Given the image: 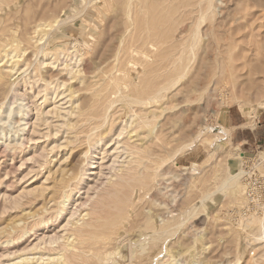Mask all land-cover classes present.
<instances>
[{
  "label": "rangeland",
  "instance_id": "rangeland-1",
  "mask_svg": "<svg viewBox=\"0 0 264 264\" xmlns=\"http://www.w3.org/2000/svg\"><path fill=\"white\" fill-rule=\"evenodd\" d=\"M222 1L218 12L200 20L198 12L206 0L201 5L200 0H0V70L6 73L0 82V111L14 99V89L27 111L22 141L16 147L0 143V264L24 252L39 255L33 245L44 246L40 237L66 233L68 210L48 227L36 223L55 217L58 185L67 177L74 188L69 209L84 202L75 217L82 218L84 229L90 230L88 237L99 231L109 236L98 242L97 247L106 248L100 254L114 251L116 246L120 249L105 261L103 256L96 259V252L90 254L93 249L89 251V246L75 254L70 251L67 254L73 264L234 262L239 252L236 240L246 242L250 229L242 225L240 216L251 213V206L258 208L248 206L245 171L263 175L264 146L244 157V149L231 143L222 127H226L229 107L239 106L251 116L264 96V0ZM195 19L202 21L199 27L204 35L192 49L189 33ZM46 23L51 26L43 29ZM73 43L79 55L72 58L76 62L71 74L62 54L54 58L58 55L41 51L57 52L59 45L70 51ZM178 54L182 62H176L180 66L173 76L179 77L185 67L184 76L155 106L145 105L150 108L148 115L153 111V117L149 116L155 118L151 119L153 125L158 126L152 134L144 132L146 128H134L135 122L126 127V122L137 119L132 111H142L132 95L142 92L152 78L162 79ZM90 99H97L100 108L112 103L114 122L101 124L103 116H80ZM69 108L75 112L64 115ZM95 109L92 112L98 113ZM13 117L18 120L20 116ZM2 127L9 128L6 123H0ZM116 140H120L119 149L125 142L147 147L139 164L131 161L133 173L128 167L125 172L111 168ZM90 145L88 156H94L96 167L89 168L86 172L91 173L79 181L80 170L90 165L84 160ZM119 154V159L125 156L124 151ZM96 155L105 158L102 161ZM127 155L125 159L135 157ZM194 162L196 169L192 168ZM239 169L244 172L238 180L217 189ZM126 172H135L132 180ZM120 174L127 176L125 180ZM261 194L256 198L264 204ZM30 212L36 213L34 220ZM155 224H161L158 230ZM130 241L136 245L133 255ZM248 250L242 264H264V256H258L256 263L251 258L258 255V249H251L254 254Z\"/></svg>",
  "mask_w": 264,
  "mask_h": 264
},
{
  "label": "bare ground",
  "instance_id": "bare-ground-1",
  "mask_svg": "<svg viewBox=\"0 0 264 264\" xmlns=\"http://www.w3.org/2000/svg\"><path fill=\"white\" fill-rule=\"evenodd\" d=\"M124 1V0H123ZM130 1V0H129ZM136 2V1H135ZM134 2V3H135ZM138 2V1H137ZM143 2V1H142ZM141 2V3H142ZM204 2V1H203ZM130 3V2H129ZM201 3H202V0H200V5H201ZM154 4V3H153ZM156 4H158V3H156ZM205 4V5H204ZM220 4H223V1L222 0H206V3H203L202 5V9L198 12L199 13V16H198V18L200 19V20H203L204 19V17L207 15V14H209V13H211L212 15H214L216 12H218V9H219V7H221V5ZM92 5V4H91ZM129 5V4H128ZM144 5V4H143ZM161 5V4H160ZM159 5V6H160ZM98 6V5H97ZM96 6V7H97ZM131 6V5H130ZM151 6V5H150ZM94 7V6H93ZM128 7V6H127ZM152 7V6H151ZM158 7V6H157ZM171 7V6H170ZM95 8V7H94ZM133 8V7H132ZM142 8V7H141ZM144 8V7H143ZM159 8V7H158ZM168 8V7H167ZM100 9H101V7H100ZM170 9V8H169ZM157 10V9H156ZM163 10H164V7H163ZM165 11V10H164ZM142 12V11H141ZM159 12H160V10H159ZM163 12V11H162ZM170 12V11H169ZM157 13V12H156ZM167 13V12H166ZM172 13V12H171ZM146 15V14H145ZM169 15V14H168ZM162 17H163V15H162ZM94 19V18H93ZM92 19V20H93ZM158 19V18H157ZM164 19H165V17H164ZM199 19H195L196 21H194V24H193V26L191 27V26H189V27H191L190 28V33H189V35H190V42H189V46L193 49L195 46H197V44H199V42H200V40H201V36H203L204 34L202 33L201 34V30L202 29H200V27H199V24H200V22H202V21H200L199 22ZM152 20V19H151ZM159 20V19H158ZM163 20V19H162ZM153 21V20H152ZM96 22V21H95ZM94 22V23H95ZM146 22V21H145ZM148 23H150V22H148ZM152 23H154V22H152ZM158 23H159V21H158ZM161 23V22H160ZM41 23H38V25H40ZM97 24V23H96ZM92 25V24H91ZM125 25V24H124ZM128 25V24H127ZM48 26H51V24L49 25V23H46V24H44V27H43V29H48V28H50V27H48ZM188 27V26H187ZM154 28V27H153ZM156 28V27H155ZM157 29V28H156ZM44 31H46V30H44ZM132 31V30H131ZM134 31V30H133ZM158 31V30H157ZM181 31H184V30H181ZM185 31H187V30H185ZM203 31V30H202ZM48 32V31H47ZM131 33V32H130ZM187 33V32H186ZM166 34H168V33H166ZM181 34V33H180ZM130 35V34H129ZM186 35H188V34H186ZM188 35V36H189ZM177 36V35H176ZM171 37V36H170ZM187 37V36H186ZM40 39L42 38V36H40L39 37ZM63 38V37H62ZM61 39V38H60ZM174 39V38H173ZM179 39V38H178ZM189 39V38H188ZM172 40V39H171ZM181 40V39H180ZM183 40H184V38H183ZM138 41V40H137ZM136 41V42H137ZM143 41V40H142ZM175 41H177V40H175ZM180 42V41H179ZM42 43V42H41ZM129 43V42H128ZM181 43V42H180ZM133 44H134V42H133ZM135 45V44H134ZM131 46H132V44H131ZM158 46V45H157ZM59 47V49H58V51L57 52H43V48H41L42 50V54L43 55H46V54H50L51 56L52 55H58V56H55L54 58H58L59 56H60V54H62L63 55V57H62V62H64V65H65V68L68 70L67 72L68 73H72L75 69H74V64H75V59L77 58V56L79 55L78 54V48H76V43H73V49H71L70 51L69 50H67L66 49V47H60V45L58 46ZM137 47V46H136ZM140 47V46H139ZM176 47V46H175ZM186 47V46H185ZM136 49V48H135ZM157 49V48H156ZM179 49V48H178ZM190 49V48H189ZM145 50H147V49H145ZM152 50H154V47L152 48ZM181 50V49H180ZM131 51V50H130ZM182 51H184V50H182ZM143 52V51H142ZM148 52V51H147ZM163 52V51H162ZM179 52V51H178ZM177 52V53H178ZM120 53V52H119ZM138 53V52H137ZM151 53H153V52H151ZM169 53V52H168ZM183 53V52H182ZM140 54V53H139ZM155 54V53H154ZM173 54V53H172ZM172 54H168V55H172ZM181 54V53H180ZM14 56L15 55H17V52L15 53V54H13ZM134 55V54H133ZM144 55V54H143ZM157 55V54H156ZM159 56H161V54H158ZM168 55L166 56V57H168ZM177 55V54H176ZM163 56H165V55H163ZM174 56V55H173ZM178 56L179 57H177V59H173V62L172 61H170L171 63H169V65H167V67L165 68V70L164 71H168V73L166 74L165 72H164V76L162 77V79L160 78V79H157V80H155V81H153L152 79H151V81H149V84L148 83H146L147 85H146V87L143 89V91L142 92H138L137 94H134V95H132V98H133V101H135L136 102V104H138L139 106H141V110L142 111H144V112H142L140 109V113H138V112H136V111H132L133 113V115H135L136 116V118L138 119V121H137V119H135V121H134V119L132 118V120L130 121V122H126L125 123V125H126V127H128V126H131L132 125V123L133 122H135V127L134 128H146V131L144 130V132H147V134H152L153 133V131H154V129H155V127L156 126H158V125H153V121H151V119L152 118H149V116L151 115V117H153V111H152V113H149L150 115H148V113H146V111H150V108H151V106L152 105H154V104H157V102H159L160 100H163V98L167 95V92H169L170 90L169 89H171V88H173V87H175L176 85H177V83H178V81H179V79H180V76H184V74H185V67L183 68V71H181V74H179V77L178 76H176V77H174L173 76V73H175V72H173L175 69L176 70H178V68H179V66L180 65H176L177 63L176 62H179L180 64H181V60H182V55H179L178 54ZM131 57V56H130ZM156 57V56H155ZM72 58H75L73 61H72ZM153 58V57H152ZM164 58V57H163ZM122 59V58H121ZM120 59V60H121ZM166 59V58H165ZM57 59H55V61H56ZM166 61H167V59H166ZM166 61H165V65H166ZM181 61V62H180ZM43 63V62H42ZM178 63V64H179ZM162 66V65H161ZM143 71V70H142ZM146 72V71H145ZM152 73V72H151ZM149 74V73H148ZM5 75H6V73L5 72H3L2 70H0V82L2 83L3 81H4V78H5ZM151 75V74H150ZM155 76V75H154ZM157 78H158V76H157ZM150 79V78H149ZM6 80V79H5ZM6 83V82H5ZM11 83V82H10ZM131 84H132V82H130ZM7 84V83H6ZM130 84V85H131ZM135 84V83H134ZM4 85V84H3ZM10 85V84H9ZM0 86H2V85H0ZM10 88V87H9ZM55 88V87H54ZM67 89V88H66ZM134 89V88H133ZM195 89V88H194ZM169 90V91H168ZM193 90V89H192ZM14 91V94H12V95H14V99L11 101V102H9V105L7 106V108L6 109H1V111H0V123L1 124H4V123H6V124H8V126H9V128L8 129H5L4 127H2V129H0V143L1 144H4V145H6L7 147H9V145L11 144L12 146L13 145H15L14 147H16V144L19 142H21L22 141V139H21V137L23 136V133H24V130H25V128H26V115H27V111H26V103H24L23 101H19V97H18V93H16V91H15V89L13 90ZM13 91H11V92H13ZM53 91H54V89H53ZM120 90L118 89V91L117 92H119ZM75 92V91H74ZM12 97V96H11ZM168 97V96H167ZM260 97V96H259ZM98 98V97H97ZM100 98V97H99ZM98 98V99H99ZM162 102V101H161ZM97 103H99L98 101H97V99H95L94 101H92V99H90V103H89V105H88V109L87 110H84V109H81V112H80V116H83L84 114H86L87 113V115L89 114L90 116H103L102 117V122L103 123H101L100 121L101 120H99V122L101 123V124H105V123H107V122H109V123H111L112 121H113V119H114V117L116 116H114L113 117V114H114V112H112V110H111V107H112V103L110 104V105H108L107 107L104 105H102V104H104L103 102H102V107L100 108L98 105L99 104H97ZM162 105H163V103H161ZM100 105V106H101ZM147 106V108L148 107H150L149 109H146L145 107ZM148 105H150V106H148ZM134 106V105H133ZM155 106V105H154ZM79 107V106H78ZM80 107H82V106H80ZM97 108L98 110H99V112L98 113H94V111L92 112V108ZM106 107V108H105ZM138 107V106H137ZM264 107V96H262L261 95V98L258 100V102H257V105L254 107V110H253V112L251 113L252 114V116L253 115H257L258 113H259V111L262 109ZM0 108H3V107H0ZM56 108V107H55ZM163 108V107H162ZM73 109H75V106H74V108ZM71 110L70 108L69 109H66V113L64 114V115H66V114H72L73 112H75V110ZM97 109H95V111L97 110ZM146 109V110H145ZM79 110V109H78ZM94 110V109H93ZM135 110V109H134ZM137 110V109H136ZM153 110V109H152ZM163 110V109H162ZM155 112V111H154ZM160 112V111H159ZM15 114H18L20 117H19V119L18 120H14L13 118V116L15 115ZM83 114V115H82ZM155 114V113H154ZM160 114V113H159ZM60 115H62V114H60ZM78 115V116H79ZM79 116V117H80ZM157 116V115H156ZM134 117V116H133ZM154 117H155V115H154ZM86 117L84 116V117H82V120L83 119H85ZM92 118V117H91ZM154 120H155V118H153ZM152 119V120H153ZM78 120V119H77ZM81 120V121H82ZM94 120V119H93ZM111 121V122H110ZM114 122V121H113ZM65 123V122H64ZM69 123V122H68ZM16 124V125H15ZM73 124V123H72ZM108 125H110V124H108ZM67 126V125H66ZM98 126H100L99 128H101V126L102 125H98ZM97 126V127H98ZM111 126V125H110ZM113 126V125H112ZM74 127V126H73ZM109 127V126H108ZM125 128V126L123 125V127H122V131H123V129ZM133 128V129H134ZM160 130V129H159ZM159 130L157 131V132H159ZM222 130L223 131H225L226 133H229L230 134V131H229V129L227 128V127H222ZM122 131H120L119 133H118V137L123 133ZM159 133H161V132H159ZM158 133V134H159ZM84 136V135H83ZM102 136V135H101ZM161 136V135H160ZM153 137V136H152ZM87 138V137H86ZM100 138V137H99ZM103 138V137H102ZM154 138V137H153ZM160 138V137H159ZM158 138V139H159ZM96 139V138H95ZM158 139H157V141H158ZM161 139V138H160ZM156 140V139H155ZM163 140V139H162ZM161 140V141H162ZM88 141V140H87ZM160 141V140H159ZM115 142H117V145L114 147V149H112L113 150V153L115 154V153H117V154H115L114 155V157L111 159V163H112V165H111V163L109 164V168H110V165H111V168L112 169H117V170H123L122 172H125L124 170L126 169V170H128V171H130L131 173H133V170H134V166L132 165V166H130V163H131V161L133 162H136V164H139L142 160H143V155H142V153L141 152H145V150H147V149H145V148H147L146 146H145V148H144V146H142V145H138V144H136V143H134V144H132V143H123L122 144V149H119L120 147H119V143H120V140H116ZM154 142V141H153ZM1 144H0V147H1ZM93 144V143H92ZM91 144V145H92ZM91 145H90V147L88 146V150L84 153L85 154V157L84 158H86V159H84V160H86L87 161V163H90V165H88L87 166V164L85 163V165L87 166V167H84L83 169H81V168H78V169H81L80 170V172H79V176H78V179H79V181H81V180H84L85 179V177H86V174H89V173H91V171L90 172H86L89 168H93V167H96V165L94 164V163H96V159H94L93 157L94 156H88V154H90L91 152H89V150L90 149H92L91 148ZM220 145V144H219ZM20 146V145H19ZM112 146V145H111ZM111 146H109V147H111ZM6 148V147H5ZM149 148V147H148ZM12 149V148H11ZM17 150V149H16ZM118 150H119V152H118ZM149 150V149H148ZM122 151H124V153H125V156H123V158L121 159H119V157L122 155V154H119L120 152H122ZM146 152H148V151H146ZM150 152V151H149ZM148 152V153H149ZM126 154H128V155H133V156H135V157H133V158H131V156L129 157V158H127V159H125V157H126ZM127 155V156H128ZM96 157L97 158H100V159H102V161H103V159L105 158V155H101V156H98V155H96ZM91 159V161H89L88 159ZM133 159V160H132ZM85 161V162H86ZM261 163V162H260ZM100 165H103L102 163L100 164ZM134 165H135V163H134ZM144 165V164H143ZM196 165H197V162H194L193 163V165H192V168L193 169H196ZM82 167V166H81ZM139 166H136V168H138ZM111 170V169H110ZM137 170V169H136ZM135 170V171H136ZM68 172H69V170H68ZM68 172H67V174H68ZM122 172H120V173H122ZM243 172H244V170H242V169H239V170H237V171H235V172H233L232 174L230 173L229 174V176L225 179V180H223L222 182H221V184L220 185H218L217 186V189H222V188H224V187H226V185L230 182V181H232V180H238L240 177H241V175L243 174ZM246 173L248 172L247 170L245 171ZM65 173V172H64ZM70 173V172H69ZM76 173V172H75ZM127 173V172H126ZM131 173H127V175L130 177L131 176V180H132V178H133V175H135V172H134V174L132 175ZM73 174V173H72ZM125 174V173H124ZM264 174V173H263ZM126 175V174H125ZM67 176V175H66ZM65 176V177H66ZM69 176H70V174H69ZM72 176H74V175H72ZM76 175L74 176V178L76 179V177H77ZM120 176H123V174H120ZM127 176H123V178L122 179H124L125 180V178H126ZM68 178V177H67ZM67 178H61L59 181L60 182H62L61 183V185H58V186H60V190H59V193H58V197L57 198H60V199H58V201H57V205H58V207H57V209H56V211H54V212H56L55 213V215H53V219L52 218H50V217H52V216H50L49 218H42V219H40V220H38L37 221V219H35V221H37V223L36 224H39V225H41V226H43V228L44 227H48L49 226V223L50 224H52L55 220H57L60 216H62V214L64 213V212H66V210H68V212L67 213H69V217L67 218V221H66V223H65V229H66V233L64 234V235H57V234H54V235H48V236H44V237H40V243H44V246L43 247H40L39 245L40 244H38V243H35L34 245H33V248L35 249L36 248V250H37V252L39 253V255H32L30 252H24V253H22V255H20V256H18L17 258H15V259H13L12 261H8L6 264H73V261H71L70 260V258H69V254H67L68 252H73L74 254H75V252L77 251V250H79V249H85L86 247H88V249H89V251L90 250H94V248H95V250L93 251L92 250V252L90 253V254H95V253H93V252H96V254H98L96 257V259H98V258H100L101 256H103L102 258L104 259V261L106 260V259H108V258H111L112 257V255L113 256H116L117 254H119L120 253V249H118V247L116 246V249L114 250V251H111V252H109V250H108V252H106V253H102V254H100V252H101V247H103V246H101L100 248H99V246L97 247V245H98V242L100 243V241L102 240V239H106V238H108L109 236H108V234L107 233H99V232H102V231H99L96 235H94V236H92L93 238H90V237H88L89 235L87 234V232L88 231H90V230H88V231H86V229H84L85 227H84V223H82L81 221H80V219H82V218H76L75 217V214H76V212L77 211H79L78 210V208H79V206H81L84 202H80L79 203V205H76V207H75V209L74 208H72V209H69V203H70V201L72 200V197H73V191H74V188L73 187H71V184L73 183L72 182V180H70V182H72L71 184H70V182H68L69 180L67 179ZM65 179H67V180H65ZM70 179V178H69ZM71 179H73V178H71ZM130 180V181H131ZM141 180V179H140ZM73 181H74V179H73ZM60 182L58 183V184H60ZM67 182V183H66ZM78 182V181H77ZM117 183V182H116ZM121 183V182H120ZM126 183V182H125ZM142 183V182H141ZM140 183V184H141ZM77 184V183H76ZM79 184V183H78ZM117 184H119V183H117ZM128 184V183H127ZM129 184H130V182H129ZM143 184V183H142ZM74 185V184H73ZM123 185V184H122ZM64 186V187H63ZM74 186H76V185H74ZM131 185H129V187H130ZM77 187V186H76ZM76 189V188H75ZM216 190V189H215ZM88 192V191H87ZM103 195V194H102ZM256 197H260L261 198V195H258V196H256ZM91 198V197H90ZM254 199H257L256 201H257V204H258V208H256V210H253L250 206L251 205H248L250 208V212L251 213H249V214H247V215H241L240 216V218H242L241 219V222H242V225L245 227H249L250 229H249V231H247V233L245 234V237H247L248 239H247V241L245 242L243 239L242 240H236V245H238L239 246V252H238V255H237V257H236V259L234 260V262H232V264H242L245 260H246V258H247V256H244V254H245V252L247 251V249L249 248V250L248 251H250V253H253L254 254V251H252L251 249H253V248H256V249H258V255H256V256H251V258L253 259V261L256 263V262H258V260H259V258H258V256L260 257H262V256H264V204H263V202H261L258 198H254ZM104 203V202H103ZM42 209V208H41ZM191 210H192V208H191ZM31 211V210H30ZM29 212V211H28ZM27 212V213H28ZM36 212V211H35ZM43 212V211H42ZM31 213V212H30ZM36 214V213H35ZM35 214H33V213H31V215L30 216H32V218H33V220H34V217L35 216H37V215H35ZM38 214V213H37ZM84 214H86L85 212L83 213V218L86 216H84ZM39 216V218H40V211H39V214H38ZM80 215H82V214H80ZM34 216V217H33ZM43 217V216H42ZM121 217V216H120ZM123 217H124V215H123ZM160 217V216H159ZM30 218V217H29ZM90 218H92L91 216H90ZM27 219H28V215H27ZM85 219V218H84ZM93 219V218H92ZM94 219H96V218H94ZM89 220H91V219H89ZM160 220L162 221V219L160 218ZM16 221V220H15ZM15 221H13V222H15ZM19 221H21L20 219H19ZM27 221V220H26ZM88 221V220H87ZM86 221V222H87ZM97 222L99 221V219L98 220H96ZM120 221V220H119ZM12 222V223H13ZM85 222V223H86ZM24 223V222H23ZM117 223V222H116ZM115 223V224H116ZM162 223V222H161ZM11 224V223H10ZM19 224H20V222H19ZM18 224V225H19ZM35 224V225H36ZM93 223H91V225H92ZM98 224V223H97ZM111 224V223H110ZM114 224V223H113ZM12 225V224H11ZM11 225H9V223H8V226H11ZM20 225H24V224H20ZM38 225V226H39ZM112 225V224H111ZM160 225L161 224H155V229H159L160 228ZM7 226V227H8ZM34 226V225H33ZM32 226V227H33ZM89 226V225H88ZM95 226H97L96 225V223H95ZM113 226V225H112ZM115 226V225H114ZM242 226V227H243ZM21 227V226H20ZM4 228V227H3ZM22 228H25V227H22ZM30 228V227H29ZM89 228V227H88ZM14 229V228H13ZM13 229H12V231H13ZM20 229V228H19ZM28 229V228H27ZM95 229H96V227H95ZM98 229H100L99 227H98ZM4 230H6V229H4ZM15 230V229H14ZM9 230H7V232H8ZM27 231V230H26ZM26 231H24L23 232V234L26 232ZM29 231H30V229H29ZM95 231V230H94ZM4 232H6V231H4ZM87 234V235H86ZM90 234V233H89ZM99 234V235H98ZM101 234V235H100ZM244 235V234H243ZM19 237H21V236H19ZM76 239H80L79 241H77ZM108 240V239H107ZM11 241V240H10ZM106 241V240H105ZM109 241V240H108ZM7 242V241H6ZM78 242V243H77ZM146 242H148V241H146ZM146 242H145V244H146ZM104 243V241L103 242H101V245H104L103 244ZM143 245V246H145L146 247V245ZM100 245V244H99ZM129 245H130V249H131V253H132V255H133V252H134V246H136L135 245V243L133 244V242H129ZM142 245H141V249H144V247H143ZM251 247V248H250ZM140 249V248H139ZM105 250H106V248H105ZM105 250L103 251L102 250V252H105ZM86 251V250H85ZM88 251V252H89ZM86 253V252H85ZM78 255H79V253H77ZM84 254V253H83ZM89 254V255H90ZM95 254V255H96ZM94 255V256H95ZM172 255V257L174 256V254H171ZM248 255V254H247ZM84 256H86L85 254H84ZM92 256V255H91ZM73 257V256H72ZM71 257V258H72ZM89 258V257H88ZM99 260V259H98ZM98 260H97V262H98ZM171 260H175V262H176V258L175 257H173ZM100 261V260H99ZM181 263V262H180ZM231 264V263H230Z\"/></svg>",
  "mask_w": 264,
  "mask_h": 264
},
{
  "label": "crops",
  "instance_id": "crops-1",
  "mask_svg": "<svg viewBox=\"0 0 264 264\" xmlns=\"http://www.w3.org/2000/svg\"><path fill=\"white\" fill-rule=\"evenodd\" d=\"M224 122L230 131L231 143L244 149L242 155L264 146V107L257 115H247L240 107H229ZM245 157V156H244Z\"/></svg>",
  "mask_w": 264,
  "mask_h": 264
},
{
  "label": "built area",
  "instance_id": "built-area-1",
  "mask_svg": "<svg viewBox=\"0 0 264 264\" xmlns=\"http://www.w3.org/2000/svg\"><path fill=\"white\" fill-rule=\"evenodd\" d=\"M247 172V184H248V191H247V197L250 200V205H258L256 196L261 195V193H264V174L263 175H256L258 172ZM262 174V173H261ZM252 207V206H251Z\"/></svg>",
  "mask_w": 264,
  "mask_h": 264
}]
</instances>
